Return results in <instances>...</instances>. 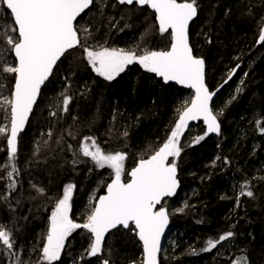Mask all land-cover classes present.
<instances>
[{"label": "trees", "instance_id": "16d2710c", "mask_svg": "<svg viewBox=\"0 0 264 264\" xmlns=\"http://www.w3.org/2000/svg\"><path fill=\"white\" fill-rule=\"evenodd\" d=\"M114 1L96 0L85 23L89 31L83 43L123 45L125 37L139 46L156 41L153 18L138 17ZM197 5L190 42L194 54L206 60L208 87L216 90L233 69L237 71L213 103L220 134L193 143L206 132L200 122L188 126L180 137L183 150L175 159L181 188L164 206L169 210L172 229H179L186 219L187 225L181 230L186 241L165 247L160 264H231L232 258L241 255H246L250 264H264V43L258 44L264 26V0H197ZM0 11L2 68L4 58L13 56L5 35L13 33L8 31L11 14L3 4ZM71 51L69 59L74 62L69 68L60 65L61 73L53 80L59 65L56 67L20 135L15 160L18 175L12 176L14 189L8 187L11 168L4 166L9 156L7 135L0 134V222L14 241L11 253L0 245V264H17V257L20 264L40 261L48 216L66 183L75 184L76 216L72 219L79 223L85 222L83 217L91 203L94 207L97 196L104 193L106 181L98 175L107 168L97 171L94 163L79 152L83 137H94L104 151L126 152L128 179L127 173L138 160L166 141L180 111L194 95L190 90L164 84L146 70L128 71L107 82L86 66L80 49ZM14 78L15 74L0 71V93L7 88L10 96ZM180 95L185 96L186 103L177 102ZM65 96L71 97L67 112L62 110ZM4 121L10 127V111L0 108V124ZM50 129L51 138L47 135ZM74 159L78 161L75 164ZM245 182L252 197L240 195ZM187 187L191 189L183 197ZM38 188L45 192L39 193ZM172 202L174 208H183L177 211L178 219L168 206ZM227 231L234 236L211 251H202L209 239L216 240ZM90 242L91 234L77 229L66 241L60 260L53 264H103L104 260L109 264H143L136 231L119 228L112 232L101 256L87 255Z\"/></svg>", "mask_w": 264, "mask_h": 264}, {"label": "snow or ice", "instance_id": "6c2138e0", "mask_svg": "<svg viewBox=\"0 0 264 264\" xmlns=\"http://www.w3.org/2000/svg\"><path fill=\"white\" fill-rule=\"evenodd\" d=\"M118 2L121 5L134 3L141 7L146 5L154 10L160 34H170V47L146 50L142 55L122 48L84 47L85 58L94 71L106 80L112 81L124 72L127 66L138 63L166 83L175 81L194 89L195 95L191 103L180 111L174 128L162 146L147 158L142 156L135 167L127 173L130 177L127 182L123 179L127 153L105 152L94 137H83L79 152L83 157L90 158L97 168L112 169L114 178L107 184V194L99 197L83 224L76 223L70 216V202L75 185L68 184L64 187L62 196L51 213L46 242L37 264L41 261L47 264L59 261L66 240L76 229L81 228L91 234V242L86 251L88 256L95 257L101 253L107 234L118 227L136 231L143 243V264H159L160 241L168 225L169 215L165 207L157 209V205H160L165 197L174 196L179 187L178 165L175 158H179L183 150L180 146V137L188 127L189 121L201 118L207 125V131L193 143H199L209 133L220 132L218 117L210 106L214 93L209 91L205 83V61L202 57L194 55L189 39V24L197 16V0H118ZM0 3L11 14L12 27L8 31L14 34H6L5 40L14 53L15 65L0 68L3 73L15 74L14 88L10 96L0 95V108L10 111V127L0 125V134L7 135L9 156L4 166L11 168L8 172V178L11 180L8 187L14 189L16 181L12 176L13 173L18 175L15 163L18 134L28 122L40 95L41 86L52 74L57 61L69 50L81 45L79 35L81 29L84 32L89 31L83 26L78 28L76 22L94 0H0ZM258 43H264V28L261 29ZM236 67L239 68V65ZM235 70H232V74H235ZM70 101V96L64 97L63 111L67 112ZM51 115L55 116L56 113L53 112ZM261 131L264 132V128H261ZM47 135L51 138V129ZM68 147L71 150L72 146ZM169 157L174 159L169 161ZM77 162L73 160L74 164ZM37 191L43 194L45 189L38 188ZM240 195L253 196V192L248 189V182L241 186ZM177 211L182 212L183 208ZM233 236L232 231H227L216 240L209 239L202 251H211ZM0 245L5 246L10 253L14 247L12 233L2 225ZM17 264H20L19 257ZM103 264H109V261L104 260ZM231 264L250 262L246 255H241L232 258Z\"/></svg>", "mask_w": 264, "mask_h": 264}, {"label": "flooded vegetation", "instance_id": "af4514ba", "mask_svg": "<svg viewBox=\"0 0 264 264\" xmlns=\"http://www.w3.org/2000/svg\"><path fill=\"white\" fill-rule=\"evenodd\" d=\"M116 4H118V6L119 7H121L122 8V10H131V11H133V12H135V14L138 16V17H141L142 15H145V16H150L151 18H153V22H154V26H155V29H156V32H157V34L154 36V38L156 39V41L155 42H153V43H151L150 44V46H139L140 44H137L136 42H133V41H131L130 39H127L126 41H124L125 42V44H123V45H120V44H118V43H114V44H111V43H109L108 44V42H105V43H97V42H94V43H92V44H87V43H83V40L85 39V32L81 29V31H80V33H79V35H80V39H81V45H78V47H76V48H78V49H80L81 51H82V53H83V57H84V59L87 61V59L85 58V53H84V47H91V48H93V49H95V48H97V46H106V47H111V48H117V49H120V48H122V49H125L126 51H135L136 53H137V55H142L143 53H144V51H146V50H161V49H166L167 47H170V39H171V37H170V34H160V32H159V30H158V22L156 21V19H155V13H154V11L149 7V6H143V7H141V6H139V5H137V4H133V5H127V4H125V5H121V4H119V2H118V0H115L114 1ZM94 6H95V0H94V3L90 6V8L89 9H87L86 11H85V13L84 14H82L81 15V17H79L78 18V21L76 22L77 23V27L78 28H80L81 26H83L84 28H85V23L87 22V19H88V16H89V14L91 13V11L94 9ZM151 21V20H150ZM152 22V21H151ZM76 48H74V49H72L73 51L76 49ZM70 53H72V51L71 52H67L63 57H62V59L59 61V63L62 61V60H64V59H67L68 57H69V54ZM72 56V55H71ZM70 59H71V57H70ZM84 60V62L86 63V64H88V66H89V68L92 70V72H93V74L94 75H96V76H98V77H100V78H102V79H104L105 81H107V82H109L108 80H106L104 77H102V76H100L98 73H96L95 71H94V69L92 68V66L88 63V61L86 62ZM206 61V60H205ZM59 63L57 64V66L59 65ZM56 66V67H57ZM207 66V65H206ZM56 69V68H55ZM142 70V71H145V69H143V67L141 66V65H139L138 63H133L132 65H129V66H127L126 67V69H125V71L124 72H122V73H120L114 80H116V79H118L119 77H121L122 75H124V74H126L128 71L130 72H132V71H137V70ZM55 71V70H54ZM149 74H151V75H153V76H155L156 78H158V79H161V81L164 83V84H170V85H175V84H173V83H166V82H164L163 80H162V78H160V77H158V76H156L154 73H150L149 72ZM114 80H112V81H114ZM177 86V85H176ZM42 93V92H41ZM89 160H90V158H88ZM91 161V160H90ZM107 169H106V171L104 172L106 175H107V173L109 172V168L108 167H106ZM96 170L98 171V168L96 167ZM130 172V171H129ZM108 178V179H107ZM112 180V179H111ZM111 180H109V174H108V176L106 177V187H107V184L111 181ZM68 183H71V184H74L73 182H68ZM68 183H66L63 187H62V190H61V193L58 195V197L57 198H55L54 199V203L52 204V210L50 211L51 213H52V211H53V209H54V207H55V204H56V202L58 201V199L59 198H61V196H62V193H63V189H64V187L68 184ZM75 185V184H74ZM106 187H105V190H106ZM76 188H74V190H73V193H72V199H71V212H70V216L71 217H73V216H76V215H74V201H75V198H76ZM104 193H105V191H104ZM104 193H102V194H100V195H98L97 196V198L95 199V202H94V205L97 203V200H98V198L101 196V195H103ZM92 202V201H91ZM91 207H90V209L88 210V212H86L85 214H84V217L83 218H86L88 215H90L91 214V210H92V208H93V204L91 203ZM51 217V214H49V218ZM74 220V219H73ZM75 221V220H74ZM76 223H79V222H77V221H75ZM80 224H83V223H80ZM48 227H49V220H48ZM77 230V229H76ZM75 230V231H76ZM74 233V232H73ZM66 241H68V239L66 240ZM66 243V242H65ZM103 249H104V247H103ZM102 254H103V250H102ZM12 264H14V262L12 263Z\"/></svg>", "mask_w": 264, "mask_h": 264}, {"label": "rangeland", "instance_id": "374dc122", "mask_svg": "<svg viewBox=\"0 0 264 264\" xmlns=\"http://www.w3.org/2000/svg\"><path fill=\"white\" fill-rule=\"evenodd\" d=\"M95 3H96V0H95ZM1 4L2 3H0V10H1ZM1 12V11H0ZM8 15H6V17H7ZM133 36V35H132ZM123 39H125L124 41H126L127 40V38L125 37V38H123ZM111 44H114V43H111ZM10 47V46H9ZM7 55V54H6ZM12 58H13V56L11 57V54H10V56L9 55H7V57L6 58H4V61H2V63H3V65H2V67L3 66H7V65H13L12 64ZM85 60V59H84ZM86 61V60H85ZM71 62H74V59L73 58H71V60L69 59V57L67 58V59H64V60H62L61 61V63L59 64V66H58V69L56 70V73H55V76H54V78H53V80L56 78V77H58V72L60 71V73H61V68L62 67H60V65L61 66H64V67H66V68H69V65L71 64ZM87 62V61H86ZM86 64V63H85ZM255 65V64H254ZM253 65V66H254ZM86 66L87 67H89L88 66V64H86ZM253 66L251 67V68H249V70H251L252 68H253ZM63 67V68H64ZM247 74V73H246ZM60 75V74H59ZM59 79H57V83H60V81H58ZM73 83L74 84H76V80H73ZM56 85H58V84H56ZM7 88H5L4 90H2L1 91V93H0V95H4V96H8V89L6 90ZM230 93H231V91H229V93L225 96V98H224V101H226L227 100V96H229L230 95ZM192 100V99H191ZM191 100L187 103V105H189L190 103H191ZM177 102H180V103H186V99H185V96L184 95H180V96H178V98H177ZM218 115H221L220 113H218ZM218 119H219V117H218ZM220 121V120H219ZM6 122L7 121H4V122H2L0 125H7L6 124ZM202 124H203V122H201ZM204 125V124H203ZM206 129V128H205ZM221 132V131H220ZM220 132H219V134H220ZM219 134H217V135H219ZM210 136V135H209ZM19 141H20V138H19ZM6 147H7V136H6ZM80 147V146H79ZM8 149V148H7ZM115 151H119V150H113V151H111V152H115ZM105 152H107V151H105ZM127 163H128V158L125 160V174H126V165H127ZM109 172H110V176L112 177V179L114 178V173H113V170L112 169H110L109 168ZM100 177H102L101 175H98V178H100ZM123 179H127V177L124 175V177H123ZM95 183V182H94ZM68 184H71V183H68ZM67 184V185H68ZM188 189L190 190L191 188L190 187H187L185 190H184V193H183V197H185L184 195L186 194V193H188ZM192 189H194V188H192ZM165 203H167V201H165ZM163 206H164V204H163ZM168 206H169V208H170V210H172L173 211V213L175 214L174 216H175V219H178L179 218V215H178V213H177V209L179 208V207H177V208H174V202H172V203H168ZM167 207V206H166ZM50 214H51V212H50ZM48 220H49V224H50V218H49V216H48ZM2 225H4L5 227H6V225L4 224V222H0ZM186 219H185V221L179 226V229L177 228V227H174L171 231H170V233H169V235H168V238L166 239V241H165V243H164V247H163V249H162V251L165 249V247H170V246H174V242L176 241V243L179 241L180 243H182V242H184V241H186V239H183V235H182V232L183 231H181L182 229H184L185 227H186ZM7 228V227H6ZM8 229V228H7ZM9 230V229H8ZM182 237V238H181ZM179 238H181V240H178ZM139 242V241H138ZM140 243V242H139ZM141 245V244H140ZM167 252H169V250L167 251Z\"/></svg>", "mask_w": 264, "mask_h": 264}, {"label": "water", "instance_id": "95a60500", "mask_svg": "<svg viewBox=\"0 0 264 264\" xmlns=\"http://www.w3.org/2000/svg\"><path fill=\"white\" fill-rule=\"evenodd\" d=\"M154 11V10H153ZM10 13V12H9ZM197 16H198V9H197ZM197 16L196 17H194L193 18V20L190 22V24H189V39H190V27H191V24L193 23V21L194 20H196V18H197ZM263 28H264V26H263ZM191 44V43H190ZM258 44H260V43H258ZM78 47V46H77ZM76 48V47H75ZM72 50V49H71ZM71 50H69V51H71ZM194 52V51H193ZM13 53V52H12ZM66 54V53H65ZM195 55V54H194ZM13 56H14V53H13ZM63 57V56H62ZM62 57H61V59H62ZM14 58H15V56H14ZM203 58V57H202ZM60 59V60H61ZM204 59V58H203ZM59 60V61H60ZM59 61H57V64L59 63ZM204 61H205V59H204ZM57 64L54 66V68H53V71H52V74L49 76V78H48V80L45 82V84L44 85H42L41 86V92H42V90H43V88L45 87V85L47 84V82L50 80V78L52 77V75H53V73H54V70H55V68H56V66H57ZM237 71V69L235 70V72ZM206 72H207V66H206V61H205V83H206V85H207V80H206ZM233 75L234 74H232L231 75V78L233 77ZM231 79H228V80H226L227 81V83L230 81ZM14 83H15V78H14ZM14 83H13V88H14ZM167 83H173V84H177L179 87H182V88H184V89H191V88H189L188 86H186V85H180V84H178L177 82H175V81H170V82H167ZM226 83L224 82L219 88H217L215 91H211L210 89H209V87H208V85H207V87H208V89H209V91L210 92H213L214 93V96H213V99H212V101L210 102V106L212 107V104H213V102H214V100L216 99V97L221 93V91H222V89H223V87H224V85H225ZM13 88H12V90H13ZM192 91H193V93H194V95H195V90L194 89H191ZM41 92H40V95L37 97V101H36V103L34 104V106H33V111H34V109H35V106H36V104H37V102H38V100H39V98H40V96H41ZM212 110H213V108H212ZM33 111H32V113H33ZM32 113L30 114V116H29V119H28V122H29V120H30V118H31V116H32ZM213 113H214V111H213ZM215 114V113H214ZM218 121H219V119H218ZM28 122L25 124V127L23 128V130H21V132L18 134V137H17V152H18V150H19V138H20V135H21V133H23L24 131H25V129H26V127H27V125H28ZM199 122H203V124H204V126H205V128H206V131H207V125L204 123V121H203V119L201 118V119H199V120H193V121H189L188 122V126H191V125H193V124H197V123H199ZM219 123H220V121H219ZM220 131H221V124H220ZM208 135H217V133H209ZM7 146H8V144H7ZM162 146V145H161ZM159 149V148H158ZM157 149V150H158ZM8 151H9V146H8ZM152 154H154V153H152ZM151 154V155H152ZM150 156V155H149ZM148 157V156H147ZM147 157H145V158H147ZM171 159H172V157H169V161H171ZM135 167V166H134ZM131 171V170H130ZM128 179H130V177L128 178ZM127 179V180H128ZM177 179H178V181H179V187L177 188V191H176V194L174 195V196H171V197H165L164 199H163V201H162V203L160 204V205H157V209H159L160 207H162V204H163V202H164V200L165 199H169V198H174L178 193H179V191H180V188H181V181H180V179H179V171L177 170ZM127 180H125V182H127ZM112 181V180H111ZM111 181L109 182V183H111ZM108 183V184H109ZM107 194V187H106V190H105V193L103 194V195H106ZM103 195H101V196H103ZM99 199V198H98ZM97 202H98V200H97ZM167 209V208H166ZM167 211H168V209H167ZM168 215H169V211H168ZM170 222H171V219H170V215H169V222H168V225H167V227L165 228V231H164V233H163V235H162V237H161V241H160V248L162 249V246H163V242H164V240H165V238H166V235L168 234V232H169V230H170ZM119 228V227H118ZM114 230H116V229H113V230H111V232H113ZM110 232V233H111ZM109 233V234H110ZM109 234H107V236H106V240H107V238H108V235ZM136 236H137V239H138V241L141 243V245H142V248H143V243H142V241H140L139 240V237H138V235L136 234ZM106 242V241H105ZM103 250V249H102ZM161 252V251H160ZM160 254L161 253H159V255H158V261H159V264H160ZM102 255V251H101V253H99L98 254V256H101Z\"/></svg>", "mask_w": 264, "mask_h": 264}, {"label": "bare ground", "instance_id": "6f19581e", "mask_svg": "<svg viewBox=\"0 0 264 264\" xmlns=\"http://www.w3.org/2000/svg\"><path fill=\"white\" fill-rule=\"evenodd\" d=\"M233 78V77H232ZM231 78V79H232ZM99 173L101 174V176H102V178L104 179V180H106V177L108 176V173H107V175L104 173V171H99ZM110 176V175H109ZM40 258H41V256H40Z\"/></svg>", "mask_w": 264, "mask_h": 264}]
</instances>
